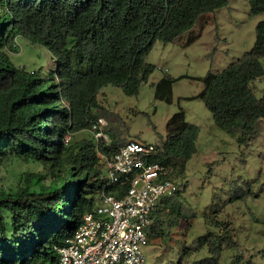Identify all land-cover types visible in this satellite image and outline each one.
Returning <instances> with one entry per match:
<instances>
[{
	"label": "trees",
	"instance_id": "16d2710c",
	"mask_svg": "<svg viewBox=\"0 0 264 264\" xmlns=\"http://www.w3.org/2000/svg\"><path fill=\"white\" fill-rule=\"evenodd\" d=\"M248 2L252 15L264 14V0ZM228 4L229 0H0V169L19 159L41 168L22 174L15 187L0 188V264H58L57 248L74 235L103 194L121 198L127 193L128 184L109 186L98 155L100 150L111 157L122 146L121 134L110 137L107 127L109 146L95 137L78 140L76 135L92 130L100 118H109L110 128L117 130L119 120L99 100L102 90L116 86L127 96L138 95L155 72L147 59L156 43L179 41L202 17ZM256 34L255 47L227 69L193 78L205 88L188 98L203 101L216 126L238 135L239 143L247 146L264 126V94L257 98L253 90L264 77V21ZM18 37L48 49L55 69L44 74L17 67L10 53L17 51ZM198 37L192 35L189 43ZM185 78L190 77L164 76L153 85L155 98L172 104L174 86ZM167 129L168 138L155 144L151 162L181 177L196 152L199 127L189 124L180 110ZM167 198L152 215L149 243L172 237L177 220H167L161 209L169 205ZM170 209L169 215L182 216L174 206ZM208 218L213 220L207 223L221 228L217 215ZM223 229L200 239L198 248L184 246L177 264H218L222 244L235 246L230 230ZM206 241L214 258L190 262Z\"/></svg>",
	"mask_w": 264,
	"mask_h": 264
},
{
	"label": "rangeland",
	"instance_id": "374dc122",
	"mask_svg": "<svg viewBox=\"0 0 264 264\" xmlns=\"http://www.w3.org/2000/svg\"><path fill=\"white\" fill-rule=\"evenodd\" d=\"M262 21L264 14L252 15L248 0H229L226 7L202 17L179 41L169 45L156 43L147 59L155 66V72L138 95L127 96L121 87L107 86L99 96L111 116L119 120L115 130L110 128L111 120L104 118L110 137L121 134L122 145L130 140L153 145L167 140L168 122L180 110L186 113L189 124L199 127L196 152L185 173L177 177L173 172L170 176L178 190L167 198L169 205L161 207L167 220H177L171 229L172 237L168 241H151L146 248V264H177L184 246L198 248L200 239L210 232L223 233V227L230 230L235 246L222 244L218 264H264V126L249 146L242 145L238 135L216 126L203 101L188 99L205 88L193 78L223 71L255 47L256 29ZM192 35L199 37L189 43ZM16 41L17 51L10 55L17 67L29 72L42 70L44 74L55 69L48 49L31 45L22 37ZM167 75L190 77L175 84L172 104L157 100L153 87ZM253 90L257 98L263 97L264 77L254 83ZM93 137L91 130L76 135L78 140ZM40 169L22 159L12 161L0 169V188L15 187L22 174ZM172 206L182 216L169 215ZM216 215L221 226L218 229L207 223L213 220L208 216ZM213 256L206 241L204 249L192 254L189 261Z\"/></svg>",
	"mask_w": 264,
	"mask_h": 264
},
{
	"label": "built area",
	"instance_id": "2783aa9c",
	"mask_svg": "<svg viewBox=\"0 0 264 264\" xmlns=\"http://www.w3.org/2000/svg\"><path fill=\"white\" fill-rule=\"evenodd\" d=\"M107 126L100 118L91 132L98 143L109 146ZM154 153L155 145L139 140L119 147L111 157L98 150L109 186L128 184V191L121 198L103 194L74 235L57 248L58 264H146L152 215L163 198L178 190L170 177L173 170L151 162Z\"/></svg>",
	"mask_w": 264,
	"mask_h": 264
},
{
	"label": "clouds",
	"instance_id": "9594fccd",
	"mask_svg": "<svg viewBox=\"0 0 264 264\" xmlns=\"http://www.w3.org/2000/svg\"><path fill=\"white\" fill-rule=\"evenodd\" d=\"M110 138V137H109ZM111 140V139H110ZM130 141H132V140H130ZM140 141V140H139ZM110 144H111V142H110ZM127 144V143H126ZM123 146V145H122ZM121 147V146H120ZM162 201V200H161ZM149 245H150V243H149Z\"/></svg>",
	"mask_w": 264,
	"mask_h": 264
}]
</instances>
